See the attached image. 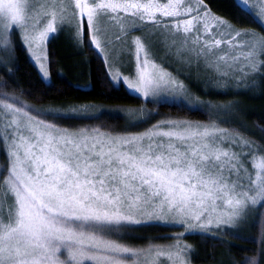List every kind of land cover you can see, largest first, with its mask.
<instances>
[{"label": "snow or ice", "instance_id": "1", "mask_svg": "<svg viewBox=\"0 0 264 264\" xmlns=\"http://www.w3.org/2000/svg\"><path fill=\"white\" fill-rule=\"evenodd\" d=\"M240 2L264 28V0ZM147 24L157 31L134 35ZM57 26L77 42L88 37L96 49L103 37L117 58L121 45L134 46L136 70L110 78L145 98L186 91L151 60L154 43L180 63H191L185 56L197 66L203 60L217 85L264 80V35L232 29L204 0H0V65L7 66L15 49L14 35L31 50ZM113 26L118 30L109 35ZM222 43L238 53L218 55ZM36 59L47 77L44 58ZM182 103L200 110L202 102ZM84 118L98 117L37 113L0 92V151L7 158L0 169V264H158L161 256L168 264H189L191 246L137 248L130 233L155 221L223 234L264 209V145L212 120H164L141 133L56 122Z\"/></svg>", "mask_w": 264, "mask_h": 264}, {"label": "trees", "instance_id": "2", "mask_svg": "<svg viewBox=\"0 0 264 264\" xmlns=\"http://www.w3.org/2000/svg\"><path fill=\"white\" fill-rule=\"evenodd\" d=\"M204 4L216 15L238 29L251 30L264 35V28L255 16L249 14L235 0H204ZM15 49L7 66L0 65V92L18 97L24 105L37 113H83L84 118L60 120L57 123L71 127H99L112 132L142 129L159 118L179 117L206 120V110L190 109L186 104L174 101L152 102L129 92L123 84H115L110 78L105 60L89 43L72 39L66 29L58 30L47 42L49 80H44L31 61L18 35L13 36ZM251 92L242 94L244 119L249 126L245 133L264 145V80L257 79ZM228 93L221 96H228ZM141 110L140 116L131 121L124 110ZM52 120V116L45 117ZM144 118V120H143ZM3 164V165H2ZM4 152L0 151V165L5 166ZM3 169V168H2ZM170 227L149 224L143 232L140 244L150 241H168ZM135 232L130 234L134 235ZM136 236V234H135ZM197 250L194 260L198 263L224 252L227 264H244L245 258L264 264V209L254 213L245 230H226L219 237L208 234L184 235ZM138 242L134 239L131 243ZM137 244V243H135Z\"/></svg>", "mask_w": 264, "mask_h": 264}, {"label": "rangeland", "instance_id": "3", "mask_svg": "<svg viewBox=\"0 0 264 264\" xmlns=\"http://www.w3.org/2000/svg\"><path fill=\"white\" fill-rule=\"evenodd\" d=\"M235 1L242 6L240 0H235ZM252 2L253 0H249L250 4ZM192 3L195 5L197 3V0H192ZM207 9L210 11L212 16L222 19L224 21H227L224 18L214 14L208 7ZM261 19H264V17H261ZM208 22L212 26L213 35H215L217 31V26L215 24V21L212 20L211 17H209ZM171 23L174 24V21H172ZM228 24L231 26L232 29L242 31V32L247 31V32L252 33L251 30L238 29L232 26L229 22ZM57 27L59 30V26ZM142 27L144 29V32L142 33L140 31H137L134 33V35L136 36H140L142 34L151 35L157 31L156 26L152 24H147ZM65 29L68 30L67 28ZM117 30L118 29L115 26H113V28L109 32V35H113ZM222 30L225 32V34H227V32L229 31V29L227 28H223ZM54 34L56 33H50L48 39L43 43V45H41L40 47H36L35 45H33L31 50L28 48L27 44L22 43L25 46L26 51L31 61L35 64L38 72L40 73V75L42 76L44 80H49L50 78L49 73H48L47 42ZM254 34H259V33L256 32ZM18 37L21 41L20 36ZM208 39L210 40L211 37H209ZM242 39H247V37H243ZM101 44H102V47L97 50L99 51V54L102 56V58L106 62V65H107L106 67L110 74V77L114 75L115 72L117 71H119L122 75L128 76L133 71L136 70V53H135L134 46L129 48L127 45H121L120 47L123 48V54L122 56L117 58L111 54L110 48L103 47L104 45L103 37H101ZM215 51L218 55H225L226 53L228 55H231L234 52L238 53V49H234L230 45L223 44V43L221 44L220 48L216 49ZM147 54L150 56L153 62L162 66L164 69H166L167 72L171 73L179 82H181L184 88L186 89V91L184 93H179V94L170 93V94H167L166 96H161L157 98H145L142 95H139L133 91H130L124 85L126 89L129 92L142 97V99L147 100V101L149 100L152 102H160L164 100L181 102V103L182 101H189L191 103L202 102L199 104V108L206 110L208 117L206 120H198V119L195 120V119H187V118H179V117H165V118L162 117V118H159L158 121H155L154 123H151L142 129L134 130V131L127 130V131L114 132V133H126V132L127 133H141L151 128L152 125L158 122L164 121V120H183V121L198 122L202 124H207L210 120H212V121L217 122L221 128L229 129L233 133L242 134V136L246 138L247 140L255 142L257 146L260 145L258 141L253 140V138L247 134L248 133L247 131L249 130V126L244 119V110L241 108L243 104H242V101L240 100L243 93L251 92L253 90L254 88L253 86L252 87H248V86L237 87L234 82H223V81L219 85H217L216 80L213 78V74L204 68L203 60H201L199 66H197V63L194 57L185 56L183 57V59L185 61L191 60V63H188V62L180 63L177 61V59L174 56L166 54L163 46L160 45L159 43H154V46L151 47V49L147 50ZM36 56H40L44 58L43 64H44L45 70L48 73L47 77H45L44 74L41 72L40 61L36 59ZM209 59H214V57H209ZM113 61H115V67L110 66L113 63ZM113 82L117 84L115 81ZM228 92H229L228 96H221L222 94H225ZM222 106H225V107H222ZM124 112L126 116H128L130 119L132 118L131 121H135V119L138 116H140V114L142 113L141 110L139 109L138 111L137 110H124ZM220 121H226V123H220ZM5 162L7 163L6 156H5ZM2 168H4V166L0 165V169ZM253 214H251L247 218L245 223L240 224L236 227L228 228L226 230H231V231L245 230L247 226L249 225ZM155 223L170 227V232H169L170 237L169 238L171 239H168V241H161V242L154 241V240L149 242V240H147L146 243L140 244L139 241H143L142 239L143 232H146L149 224H155ZM226 230L224 232H226ZM133 232H135L134 235L133 234H130V235L135 237V239H138V242H135L137 244L131 243L134 247L143 248L149 245L168 246V245H173L179 241L180 243L184 245L191 246L190 251L188 252L189 264H227L226 262L227 259H225L227 255L224 252H220L218 255H216V257H213L209 260L202 259V261L197 263L193 257L195 254H197L196 253L197 250H195V247L192 245V243L188 242L186 240L187 238L184 236L188 234H197V233L208 234V235L210 234L215 237H219L220 235H222L221 233L216 232L215 229H211L209 231L195 230L193 232H188L186 228H182L180 226L154 221V222H150V223L140 226L138 230L133 231ZM181 233H184V235H181ZM158 264H168V262L166 261L165 257L161 256L158 258Z\"/></svg>", "mask_w": 264, "mask_h": 264}]
</instances>
